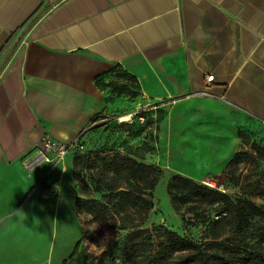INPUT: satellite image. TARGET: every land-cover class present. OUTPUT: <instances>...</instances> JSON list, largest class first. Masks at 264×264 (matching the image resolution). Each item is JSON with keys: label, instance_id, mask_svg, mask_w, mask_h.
Here are the masks:
<instances>
[{"label": "crops", "instance_id": "0c3cea01", "mask_svg": "<svg viewBox=\"0 0 264 264\" xmlns=\"http://www.w3.org/2000/svg\"><path fill=\"white\" fill-rule=\"evenodd\" d=\"M118 66L159 116L167 168L174 148L215 173L240 134L264 138V0H0V264H62L57 223L74 227L72 250L74 154L31 170L22 158L42 136L68 143L111 119L118 97L94 78Z\"/></svg>", "mask_w": 264, "mask_h": 264}, {"label": "trees", "instance_id": "16d2710c", "mask_svg": "<svg viewBox=\"0 0 264 264\" xmlns=\"http://www.w3.org/2000/svg\"><path fill=\"white\" fill-rule=\"evenodd\" d=\"M110 74L125 81L106 79ZM94 82L101 89H112L111 92L116 95L135 97L139 93V83L135 76L119 66L96 76ZM240 137L243 141L247 139L242 134ZM253 149L255 152L260 151L257 146H253ZM75 154L73 176L77 181L90 179L93 191L100 195L99 198L77 195V212L99 223L106 222L109 216L115 217L119 223L118 228L127 231L112 264H264V230L260 232L258 240L252 243L245 236L250 227V218L257 216L264 219V207L261 205L250 199H234L188 177L173 174L167 181L166 191L177 213L182 207L193 210L197 204L218 205L220 210L217 218L210 222L211 240L198 243L162 225L142 228L153 208L151 191L157 185L162 170L138 161L139 157L118 152L110 155L95 152L92 156ZM243 154L250 155L247 150L238 151L226 167L241 163ZM82 185L83 189L87 188L84 182ZM80 192L84 194L85 191ZM257 195L263 196L264 188L261 187ZM229 230L235 235L236 241H218ZM78 243H75L70 256L62 264H67ZM70 264L81 263L75 258Z\"/></svg>", "mask_w": 264, "mask_h": 264}, {"label": "rangeland", "instance_id": "374dc122", "mask_svg": "<svg viewBox=\"0 0 264 264\" xmlns=\"http://www.w3.org/2000/svg\"><path fill=\"white\" fill-rule=\"evenodd\" d=\"M110 78H115L116 81L119 80L118 82L120 80L125 81V79H121L118 76L114 77L113 74L106 77V79ZM112 94L115 93L112 92ZM139 95L140 93L135 97L117 95L118 99L115 105H118V109L113 113H107L112 118L109 119V117L103 116L97 124L87 129L85 137L84 132L82 133L84 148L79 154L92 156L95 152L107 155L118 152L136 156V158L139 157L141 159L137 158L138 161L154 165L162 170V175L157 185L151 191L153 208L149 212L142 228L150 229L153 225H162L198 243H206L211 240L212 227L210 222L217 218L220 210L218 205L206 206L197 204L193 210H187L186 207H182L179 213H177L172 208L166 191L167 181L173 175L172 173H174L170 169H186L187 174L183 176L188 177L190 175L194 178H188L199 184L207 185L209 183L210 185L207 186L226 193L234 199L237 197L250 199L264 207V195H257V191L261 187L264 188V138L255 139L247 136L246 140H242L244 146L239 151L247 150L250 155H241L243 158L241 163L232 167L224 166L221 171L215 173L210 172L211 169L206 164H183L178 162L179 157L177 154H173V150H176L173 148L171 155L167 157L169 169L162 162V152L158 148L156 141L159 116L157 113L147 111ZM132 111L142 112L139 115H134L132 122L118 120L121 115ZM253 146L259 147L260 151L255 152ZM75 181L78 195H88L94 198L100 197L98 193L93 191L90 179L84 178L79 181L75 179ZM83 182L87 185V188L83 189ZM82 190L85 191L84 194H81L80 191ZM96 226L98 227L95 229ZM118 227L119 223L115 217L109 216L106 222L99 223L93 221L87 215L79 214V235L74 242L72 250L75 243L77 241L79 243L75 249V253L67 261V264H70L75 258H78L81 264H112V261L116 258L118 249L123 245L124 236L127 232ZM61 230L62 228L57 223L54 226L52 244L53 261L56 259V253L60 246L64 248L63 253L67 255L65 259H68L72 252V250L69 252L71 248L69 243L74 234V227H68L67 234H62ZM263 230L264 219L253 216L250 218V227L245 234L246 240L251 243L255 242ZM218 241L230 243L236 240L235 235L229 230Z\"/></svg>", "mask_w": 264, "mask_h": 264}, {"label": "built area", "instance_id": "2783aa9c", "mask_svg": "<svg viewBox=\"0 0 264 264\" xmlns=\"http://www.w3.org/2000/svg\"><path fill=\"white\" fill-rule=\"evenodd\" d=\"M206 85H210L213 80V75H206L204 77ZM197 95H208L206 90L196 92ZM144 111V110H143ZM142 111L130 112L129 118L126 120L132 122L134 115H139ZM119 120V118H118ZM82 132L71 142L64 143L57 141L49 136H42L33 152L27 154L22 158V165L27 170H31L39 163L46 162L50 164L61 163L69 153H79L83 150L84 146L81 143ZM207 185H210L209 183Z\"/></svg>", "mask_w": 264, "mask_h": 264}, {"label": "bare ground", "instance_id": "6f19581e", "mask_svg": "<svg viewBox=\"0 0 264 264\" xmlns=\"http://www.w3.org/2000/svg\"><path fill=\"white\" fill-rule=\"evenodd\" d=\"M129 116H130V113L125 114V115H121L119 117V121H126L129 118Z\"/></svg>", "mask_w": 264, "mask_h": 264}, {"label": "clouds", "instance_id": "9594fccd", "mask_svg": "<svg viewBox=\"0 0 264 264\" xmlns=\"http://www.w3.org/2000/svg\"><path fill=\"white\" fill-rule=\"evenodd\" d=\"M97 227H98V226H96L95 229H96ZM95 229H93V230H95Z\"/></svg>", "mask_w": 264, "mask_h": 264}]
</instances>
